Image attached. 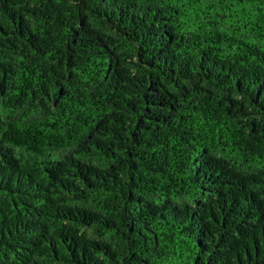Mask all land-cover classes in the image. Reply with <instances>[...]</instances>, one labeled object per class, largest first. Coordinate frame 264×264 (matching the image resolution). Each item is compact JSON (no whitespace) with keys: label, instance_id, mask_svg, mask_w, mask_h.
Instances as JSON below:
<instances>
[{"label":"trees","instance_id":"obj_1","mask_svg":"<svg viewBox=\"0 0 264 264\" xmlns=\"http://www.w3.org/2000/svg\"><path fill=\"white\" fill-rule=\"evenodd\" d=\"M0 264H264V0H0Z\"/></svg>","mask_w":264,"mask_h":264}]
</instances>
